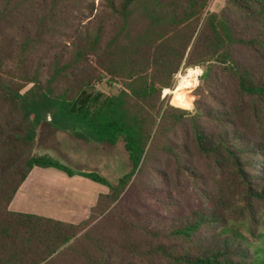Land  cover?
I'll list each match as a JSON object with an SVG mask.
<instances>
[{
	"label": "trees",
	"instance_id": "obj_1",
	"mask_svg": "<svg viewBox=\"0 0 264 264\" xmlns=\"http://www.w3.org/2000/svg\"><path fill=\"white\" fill-rule=\"evenodd\" d=\"M211 1L0 0V264H264V0ZM43 128L122 140L131 171L37 153ZM36 167L108 189L79 223L9 210Z\"/></svg>",
	"mask_w": 264,
	"mask_h": 264
},
{
	"label": "rangeland",
	"instance_id": "obj_2",
	"mask_svg": "<svg viewBox=\"0 0 264 264\" xmlns=\"http://www.w3.org/2000/svg\"><path fill=\"white\" fill-rule=\"evenodd\" d=\"M225 2L226 0H212L208 10L210 12H220ZM199 69L201 72L196 86L190 88L188 92L192 101V106L188 110L193 109L194 90L203 72L201 68ZM185 72L186 70H180L175 74L174 87L180 75H184ZM96 89L105 93L110 91L109 86L104 83L97 84ZM164 90H162V97L168 98L171 104L172 95L170 91L165 93ZM37 153L47 154L73 169L98 173L111 185L116 184L118 179L129 173L132 168L122 140L113 145L89 143L69 133L55 132V134H49L43 128L38 140ZM197 165L202 169L205 168L201 161H198ZM154 182L156 181H150L153 184ZM153 186V189L159 188L164 194V189ZM107 189L106 186L80 176L68 177L54 168L36 167L20 186L9 205V210L37 214L70 223H79L86 219L88 211L95 203L98 194L106 192ZM174 198L179 200L184 207L196 204L194 197L187 193L174 196ZM127 199L139 213H150L154 216L163 214L157 205L141 192L134 196L128 195ZM256 210L259 211L258 215L261 216V208L257 207ZM260 219L264 222V215Z\"/></svg>",
	"mask_w": 264,
	"mask_h": 264
},
{
	"label": "crops",
	"instance_id": "obj_3",
	"mask_svg": "<svg viewBox=\"0 0 264 264\" xmlns=\"http://www.w3.org/2000/svg\"><path fill=\"white\" fill-rule=\"evenodd\" d=\"M93 205H94V204H93ZM93 205H92V206H93Z\"/></svg>",
	"mask_w": 264,
	"mask_h": 264
}]
</instances>
